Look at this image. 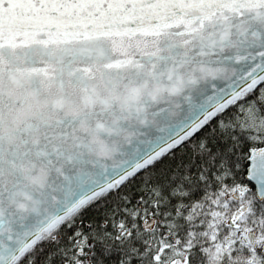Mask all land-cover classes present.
<instances>
[{
  "label": "snow or ice",
  "instance_id": "6c2138e0",
  "mask_svg": "<svg viewBox=\"0 0 264 264\" xmlns=\"http://www.w3.org/2000/svg\"><path fill=\"white\" fill-rule=\"evenodd\" d=\"M139 3L154 11L116 43L140 50L131 73L171 81L173 105L115 174L66 190L43 233L0 217V264H264V0ZM69 4L29 0L38 24L0 27V77L66 41L53 13ZM32 63L17 71L47 72Z\"/></svg>",
  "mask_w": 264,
  "mask_h": 264
},
{
  "label": "water",
  "instance_id": "95a60500",
  "mask_svg": "<svg viewBox=\"0 0 264 264\" xmlns=\"http://www.w3.org/2000/svg\"><path fill=\"white\" fill-rule=\"evenodd\" d=\"M75 0L58 13L64 43L13 63L0 77V217L11 231L43 233L62 194L107 180L145 144L176 96L166 76L131 73L135 47L116 43L151 15L139 0ZM29 0L0 8V27L40 22ZM135 39H139L136 37ZM140 57L137 56V59ZM147 64L148 57H143ZM47 67L21 74L17 67ZM42 62V65L39 63ZM160 69H157L159 71Z\"/></svg>",
  "mask_w": 264,
  "mask_h": 264
}]
</instances>
